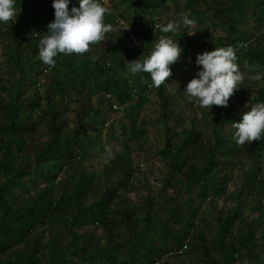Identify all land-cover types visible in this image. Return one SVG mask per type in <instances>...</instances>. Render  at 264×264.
Here are the masks:
<instances>
[{"label": "rangeland", "instance_id": "rangeland-1", "mask_svg": "<svg viewBox=\"0 0 264 264\" xmlns=\"http://www.w3.org/2000/svg\"><path fill=\"white\" fill-rule=\"evenodd\" d=\"M50 2L17 0L15 23L0 24V159L6 160L0 194L9 211L20 199L45 192L40 221L26 238L44 245L31 250L42 253L39 264L51 256L55 264H151L155 257L159 264H264V135L239 145L232 126L264 101V79H248L264 72V0H241L235 12L224 0H98L112 30L86 53L60 54L43 84H36L34 75L47 64L31 52L26 31L53 20ZM185 16L195 22L191 29L161 31ZM119 20L135 33L144 25L148 35L138 36L140 48H126ZM165 36H177L183 51L165 83L149 86L142 80L148 74H131L127 62L144 59ZM227 37L240 41L233 48L244 79L226 107L208 111L183 89L197 70L196 54L224 47ZM12 116L15 125L24 123L26 143L3 150ZM53 125H60L61 135L78 136L81 147L72 143L66 157L50 156L48 171H36ZM216 137L224 145L207 170L209 177L219 174L208 186L196 171L212 156ZM106 146L113 147L112 158ZM103 192L106 200L89 208ZM8 232L0 264L2 253L25 251L24 240ZM72 232L78 246L65 248Z\"/></svg>", "mask_w": 264, "mask_h": 264}, {"label": "clouds", "instance_id": "clouds-1", "mask_svg": "<svg viewBox=\"0 0 264 264\" xmlns=\"http://www.w3.org/2000/svg\"><path fill=\"white\" fill-rule=\"evenodd\" d=\"M71 0H52L54 18L47 24L46 33L39 41L38 54L41 61L54 66L60 54H83L90 50V45L102 41L112 30V25L105 22L108 9L98 0H76L69 8ZM78 5V6H77ZM17 0H0V24L14 23L20 13ZM194 20L185 16L181 22L169 21L161 31L176 33L181 27L191 29ZM195 31L185 32L189 35ZM179 36V35H177ZM176 36V37H177ZM176 37H162L154 44L150 54L144 59L127 62V70L135 74L147 73L142 77L145 84L159 87L171 76V67L177 62L182 49ZM197 70L186 83L183 91L189 101L195 99L201 107L210 111L213 105L228 104L229 97L244 79L237 64V56L232 46L212 48L210 51L197 53L195 57ZM249 80L264 79V72L255 71L248 76ZM233 139L239 145L259 141L264 135V101H259L247 111L240 114L238 121L233 122ZM118 151V147L115 149ZM109 158L114 156L111 146H106Z\"/></svg>", "mask_w": 264, "mask_h": 264}, {"label": "trees", "instance_id": "trees-1", "mask_svg": "<svg viewBox=\"0 0 264 264\" xmlns=\"http://www.w3.org/2000/svg\"><path fill=\"white\" fill-rule=\"evenodd\" d=\"M48 2L50 0H44ZM225 2L228 3V7L230 10L233 9L237 10L238 8V4L240 3L241 0H233L232 3H229V0H224ZM51 3V2H50ZM49 3V4H50ZM49 8V12L51 11L54 15V9L52 7V3L46 6V8ZM235 12V11H234ZM237 14H234L232 16H236ZM231 24V21H229L228 25ZM140 32L139 33H134L136 34V36H140V35H148V32L146 31V29L144 28V25L141 23L140 24ZM47 28V27H46ZM45 28V29H46ZM26 33L28 34L25 38V40H27V42H29L28 44L31 46V52L36 53L38 51V45H39V41L41 37L38 38H32L30 32L27 30ZM229 36V35H228ZM19 37L22 38V34H19ZM139 38V37H138ZM19 40V39H18ZM19 42V41H18ZM24 41L20 40V43H22ZM26 42V44H27ZM240 44L239 39H234L233 41L231 39H229L227 37V41L224 45V47L226 46H232L234 47L235 45ZM248 44V43H247ZM246 46V45H245ZM247 47V46H246ZM251 47V46H250ZM88 59H90L89 57H87ZM40 71V70H39ZM38 71V73H39ZM37 74L34 75V79L37 77ZM36 80V79H35ZM12 119L9 121V125L7 127V138L5 141V145L3 147V150H5L7 147L10 148L11 146V142H15L14 148L16 149H21L20 145L21 144H25L26 143V139L24 137H21L20 135V130L24 123L21 121L19 122L17 125H15L12 121H14V116L11 117ZM51 135L48 139V142L44 145V147L41 148L40 152L38 153L39 155H42L44 158V162L41 165H37L38 167L36 168V171H42V170H49L48 168L51 166L50 165V156L53 154L56 155H60L61 157H66L64 156V152L69 151V149H71V145L72 143H80V147H81V142L78 136L72 134V135H64V134H60L61 130H60V125H53L51 127ZM224 145V141L219 138L216 137L215 140L213 141V143L210 145L211 147V157L209 159L206 160L203 169L199 170L198 168H195L197 171L196 173H201L204 176V182L209 186L210 181L217 179L218 177V172H216V170L214 171L213 175H211L210 177L207 176V170L210 167L211 163H214L215 161H217V159L214 157L215 153L219 151V149L221 147H223ZM231 151L233 153H235L237 151V149L233 148L231 149ZM2 154H6V152H3ZM69 154V153H68ZM4 155L1 156L0 159V164L3 167V169L6 170V166L5 164H3L6 160L4 159ZM46 164V165H45ZM49 164V165H48ZM224 169V168H223ZM30 173H32L33 171H29ZM8 173V172H7ZM248 176V175H247ZM108 190V189H106ZM1 192L3 193L4 190L3 188L1 189ZM44 194L40 193L37 197L35 198H31V197H27V198H22L19 200V203L17 205H12V208L8 211L7 207V199L4 196V194H0V206H1V211H2V221L0 224V228L2 230V238L0 240V247H2L3 245L6 244V233H4V231L8 230L10 234H12L13 236H15L18 239H22L24 240L23 242V246L25 248V251H7L2 253L3 254V262L4 264H39L40 260H41V255L42 253L38 252L36 253V255H34V253H32V249L36 248V247H43L44 245L41 243V241L39 240H27L26 238H28V235L30 233V229L35 226L39 221H40V217L38 216L39 210L41 208L42 205H44L45 203V199H44ZM75 197L77 198V194L74 193ZM107 198L106 192H103L100 196L99 199H94L93 201H91L92 203H90L89 205H87L89 208L93 209V206L98 202V203H102L103 201H105ZM259 202L261 201V198L258 199ZM263 200V199H262ZM21 202V203H20ZM129 216V213L126 211V218ZM129 218V217H128ZM77 220V217H75L73 219V223L75 224ZM99 221L101 224H105V218H99ZM135 228V224L132 225V229L134 231ZM135 233V231H134ZM250 234L251 232H249V230L245 227V241L250 243ZM72 236L73 239L71 238L70 241L68 242L67 246H65V248H70L72 246H78V243L75 242L76 238H77V233L72 232ZM90 241H86L84 247L81 246V248H83V250H87L88 245H89ZM253 246V243L250 244V246ZM232 246V245H231ZM233 248V247H231ZM1 252V251H0ZM55 257L51 256V259L48 261V264H55Z\"/></svg>", "mask_w": 264, "mask_h": 264}, {"label": "built area", "instance_id": "built-area-1", "mask_svg": "<svg viewBox=\"0 0 264 264\" xmlns=\"http://www.w3.org/2000/svg\"><path fill=\"white\" fill-rule=\"evenodd\" d=\"M119 22L125 30L124 43L126 48L128 49L140 48L141 47L140 39L136 36V34L122 20H119ZM44 31H46V29L43 26L35 27L31 31L29 30L31 37L35 39L38 37H43L46 34L44 33ZM49 69L50 66L46 65L42 70L39 71L36 77V84H43ZM159 263H160V259L158 257H155L154 261L151 264H159Z\"/></svg>", "mask_w": 264, "mask_h": 264}]
</instances>
